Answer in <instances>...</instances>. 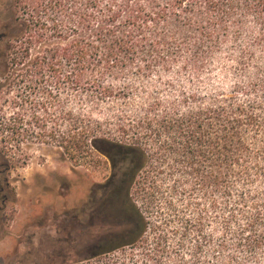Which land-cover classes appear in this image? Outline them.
Listing matches in <instances>:
<instances>
[{
    "label": "trees",
    "instance_id": "1",
    "mask_svg": "<svg viewBox=\"0 0 264 264\" xmlns=\"http://www.w3.org/2000/svg\"><path fill=\"white\" fill-rule=\"evenodd\" d=\"M40 1L43 12L68 10V0ZM103 2L99 19L86 14L84 33L76 24L62 28L66 42L35 55L40 63L56 62L53 90L79 94L75 104L87 109L67 113L64 154L71 159L93 148L112 157L118 172L127 170L134 235L95 255L142 243L145 264H264V0ZM3 51L6 65H28L24 55L10 62L8 47ZM95 59L107 67L91 68ZM128 60L143 64L135 69L139 79L158 73V83L144 90L103 81L124 75L113 65ZM134 93L138 103L130 101ZM105 104L106 115L94 117ZM160 160L167 163L161 198ZM7 166L0 151V175ZM141 173L144 210L130 193ZM192 183L203 196L197 213ZM133 252L112 264H137Z\"/></svg>",
    "mask_w": 264,
    "mask_h": 264
},
{
    "label": "rangeland",
    "instance_id": "2",
    "mask_svg": "<svg viewBox=\"0 0 264 264\" xmlns=\"http://www.w3.org/2000/svg\"><path fill=\"white\" fill-rule=\"evenodd\" d=\"M67 2L68 10L58 16L51 10L43 12L40 0H0V53L7 46L9 51L4 57L11 62L14 56L24 55L28 64L25 67L23 64L7 66L4 60L0 61V151L2 160L8 165L0 175L6 180L5 184L0 183V264H112L130 254L132 249L135 251L133 260L145 264L140 259L142 243L95 255L104 249L105 244H112L119 236L132 231L134 224H129L130 227L120 233L116 222L110 232L105 233L103 223L97 217L91 221V211L81 209L86 197L87 178L101 183L116 172L112 165L114 160L93 148L71 159L64 154L69 130L67 113L86 114L87 109L75 104V98H81L79 94L64 89L59 93L53 90L56 62L40 63L35 59L39 48L50 49L54 43L66 42L62 28L63 31L75 30L72 25L76 24L80 26L76 31L84 33L86 14L91 13L97 20L103 12V0L98 3L100 6L88 0ZM24 6L30 8L24 9ZM41 34L43 38H40ZM25 45L30 48L28 54L23 51ZM40 64L43 65L41 71ZM142 65L137 60L117 62L113 66L127 72L117 80L105 75L103 81L151 89L158 83V73L141 80L135 69ZM61 66L63 72L66 65ZM90 67L97 70L107 65L95 59ZM156 67L160 69V64ZM48 93L54 100L46 98ZM130 97L132 103H138L137 93ZM44 101H47L46 106H40ZM105 107L106 104L101 106L100 113H94V117H104ZM51 131L56 132L52 139L43 138L42 135ZM156 165L160 167L157 193L161 198L166 190L167 163L160 160ZM141 176L142 173L130 193L137 207L144 210L146 197L141 191ZM193 188L192 183L191 203L197 213L203 209V196L200 188L192 192ZM196 203L198 207L194 205ZM151 215L152 210L147 216L155 219L156 214ZM147 235L150 236V232Z\"/></svg>",
    "mask_w": 264,
    "mask_h": 264
},
{
    "label": "flooded vegetation",
    "instance_id": "3",
    "mask_svg": "<svg viewBox=\"0 0 264 264\" xmlns=\"http://www.w3.org/2000/svg\"><path fill=\"white\" fill-rule=\"evenodd\" d=\"M112 163L116 172L109 174L101 183L91 181L87 178L86 197L83 200L81 209H84L86 212H92H90L89 216L91 221L97 217L101 221L100 223H103V232L109 233L111 226L114 227L117 222L116 228L122 233L123 230H120L121 227L125 230V226L127 224H134L135 220L126 195L127 170L118 172L117 168H115L114 161ZM134 231L133 228L132 231L119 236L114 243H107L109 248L127 243L134 235Z\"/></svg>",
    "mask_w": 264,
    "mask_h": 264
}]
</instances>
